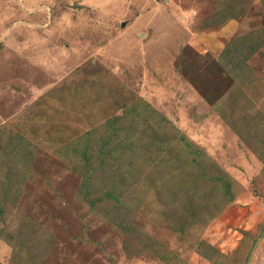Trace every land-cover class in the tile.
Instances as JSON below:
<instances>
[{
    "label": "rangeland",
    "instance_id": "obj_1",
    "mask_svg": "<svg viewBox=\"0 0 264 264\" xmlns=\"http://www.w3.org/2000/svg\"><path fill=\"white\" fill-rule=\"evenodd\" d=\"M0 264H264V0H0Z\"/></svg>",
    "mask_w": 264,
    "mask_h": 264
},
{
    "label": "trees",
    "instance_id": "obj_2",
    "mask_svg": "<svg viewBox=\"0 0 264 264\" xmlns=\"http://www.w3.org/2000/svg\"><path fill=\"white\" fill-rule=\"evenodd\" d=\"M218 64V62H217ZM198 87L200 89L201 94L207 98L210 102H214L216 99H218L219 94H221L222 91L216 90L213 94H209L206 88H203L201 85L198 84Z\"/></svg>",
    "mask_w": 264,
    "mask_h": 264
}]
</instances>
